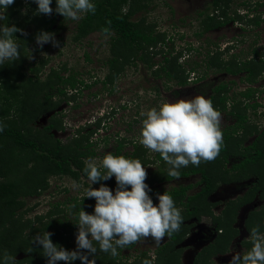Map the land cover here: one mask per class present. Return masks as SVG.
I'll use <instances>...</instances> for the list:
<instances>
[{
    "label": "trees",
    "instance_id": "1",
    "mask_svg": "<svg viewBox=\"0 0 264 264\" xmlns=\"http://www.w3.org/2000/svg\"><path fill=\"white\" fill-rule=\"evenodd\" d=\"M154 0H93L96 5L95 14L88 13L78 20L71 40L73 43H81L93 33H100L102 36H109V51L111 56L105 60L104 65L108 69L107 74L93 83H87L79 78V74L69 70L65 64L62 68H51L46 76H42L50 58L39 60L29 59L31 55L36 57L40 49L36 47L35 37L40 31L56 32L61 28L65 20L62 15L55 12L56 0H53L51 16L36 14L38 5L34 0H15V3L7 8L5 21H0V25L15 24L23 29L28 35L16 33V42L20 46V59L6 61L0 65V264H4V254L8 253L17 258L19 255H26L28 258L17 260L18 264L29 262L30 264H47V258L43 254L42 247L32 244V237L37 233L43 234L48 231L53 233L51 239L69 251H72V233L76 229L79 211L83 210L89 214L94 213L96 200L92 198L90 203L88 198H74L70 205L62 210V204H56L45 215H36L28 218L27 215L33 210L28 207L27 199L34 196H41L51 187V178L69 177L75 182H82V178L87 179L83 169L84 161L89 157L95 158L96 152L93 148L96 144L91 141L92 135L97 134L105 118H99L94 123L80 126L74 132L72 138L66 141L56 138L55 133L65 129L63 117L59 111L63 102L76 100L80 87L91 88L98 83L103 86H112L110 92L115 89L116 80L124 74L130 66H138L141 62L153 78L165 79L166 84L174 81L179 87L188 85L190 71H197L198 63H195L191 70H187L180 63L183 51L175 52L174 44L171 51L172 56L166 57L162 63L155 61L158 55L166 54L159 50V45H166V32H156V25L148 23L146 14L150 11V6ZM236 0H213V12H205L202 19V31L197 32V36H202L212 30L222 27L229 22L238 21L246 27L260 26L264 21V14L257 11L264 7L263 2H257L255 8L249 6L246 0L238 2L240 7L246 8L245 16L230 10ZM22 9H26L25 16H22ZM143 13L139 19L137 14ZM253 15V16H252ZM252 16V17H250ZM263 17V18H262ZM61 20V23H60ZM244 21V24H242ZM30 29V30H29ZM107 29V31H105ZM244 29V28H243ZM183 38V35L180 36ZM170 40L173 39L169 38ZM257 41L254 42L252 53L255 56L264 55V47L259 51ZM188 47V46H187ZM192 48H189L191 50ZM198 49V48H196ZM230 49L225 52H217L213 56L208 52L205 65L207 69L215 68L216 72L225 73L232 78L236 77L242 82L257 83L264 78V59L254 57L250 61H241L237 58V53L230 59H224L223 54L228 55ZM198 51V50H197ZM175 52V54H174ZM86 58L90 60L88 54ZM206 73L198 76V82L206 79ZM230 84L225 81L218 83L205 82L200 84L201 95L210 98L213 106L221 112V115L234 116L239 122V126L245 123V108L240 104L235 111L228 113L227 103L229 93L236 85V80L231 79ZM213 84V85H212ZM158 90V89H156ZM179 93V92H176ZM235 94V93H234ZM238 97H254V92H237ZM58 97V98H57ZM47 117L46 124L40 125L39 121ZM106 120V119H105ZM45 122V121H44ZM91 127H95L91 129ZM245 134L242 137H234L226 129L223 131L224 144L218 157L211 162H201L197 166L189 165L179 169L180 176L172 177L168 175L169 165L163 161L160 154L155 152L151 159L149 150L142 144L135 143L134 139L121 138L115 146L112 154L123 155L126 158L140 159L142 164H157L159 168L147 177L145 183L152 191L149 195L155 201L156 193L170 194L176 206L182 209L183 222L196 217H212L217 227V231L222 233L217 238L214 247L207 249L204 254L197 257L195 264H207L210 254L225 253L229 250L232 241L238 236V230L234 228L240 209L250 203L258 192L264 199V131L259 133L257 128L244 125ZM255 133L258 137L251 145L244 147L245 142ZM103 142L108 143V138ZM134 145L133 153L124 152L125 143ZM97 143V142H95ZM124 152V154L122 153ZM231 158H240L237 163L227 168ZM199 176L200 179L194 183L173 186L170 190L160 191L154 185L157 183H169L183 178ZM255 177L257 180L245 196L229 201L222 217H215L212 213L213 204L209 198L214 194L220 183L237 182ZM103 183L111 190H116L117 183L115 176L108 181L94 183L100 186ZM85 185L88 186L87 182ZM199 188L194 194L190 192ZM130 190V186H129ZM68 191V189H66ZM88 202V203H87ZM75 205V207H70ZM86 205V206H85ZM63 216H58V214ZM70 214L74 216V221L69 220ZM259 226L264 232V208L260 211H253L245 223L248 234L252 228ZM190 231L188 225L181 224L180 231L172 235L169 243L170 249L166 246L165 251L160 250L158 264H180L179 254L174 247ZM132 244L126 248L131 249ZM97 254L92 258L95 264H124L118 262L119 257H113L111 253L99 250V244L94 242ZM243 246L246 252L252 248L251 240L244 241ZM31 251L29 252V250ZM125 248H118L120 250ZM245 252V253H246ZM210 253V254H208ZM90 259V257H89ZM148 260L146 255L134 264H143ZM72 264H81L80 260Z\"/></svg>",
    "mask_w": 264,
    "mask_h": 264
},
{
    "label": "rangeland",
    "instance_id": "2",
    "mask_svg": "<svg viewBox=\"0 0 264 264\" xmlns=\"http://www.w3.org/2000/svg\"><path fill=\"white\" fill-rule=\"evenodd\" d=\"M27 2V0H25ZM206 0H154L150 6L149 13L146 14L148 23L157 24L156 32H166L167 41L166 45H159L158 49L166 52L164 55H158L155 59L157 63H162L166 57H170L173 53H167L171 51V47L174 44L175 52L183 51V56L180 59L187 70H191L195 63L199 64L197 71H190L188 85L184 87H179L174 81L166 84V80L153 78L150 71L141 63L138 62V66H130L126 69L124 74H122L115 82V89L110 92L112 86H103V84L98 83L97 85L91 86V88L80 87L77 94L76 100L72 102H63L59 111L63 117L65 129L61 132L55 133L56 138L66 141L72 138L74 132L78 127L92 124L97 119L102 116L103 118L111 115V117L105 118L103 120L101 129L98 130L97 134L92 135L91 141L96 144L93 148L96 152L97 163L102 160V158L108 154L112 153L115 146L117 145L115 139L117 137L126 138H138L140 140V133L142 129L143 119L146 118L142 113H146L151 108L159 107L165 102H175L179 99H192L197 95H201L202 89L199 87L200 84L205 82L218 83L225 81L230 84L231 79L236 80V84L239 85L237 78H232L227 76L225 73L216 72L215 68L207 69L205 62L207 60L208 52H215V48L218 47L219 43L222 44V49L226 42H229L232 38H237L243 42L240 44V48L243 51L240 53V60L244 61L245 57L251 54L254 42L257 41L258 44L264 42V21L260 26L249 27L246 25L242 31L239 30L241 22L230 23L223 30H215L204 34L200 41L196 37V33L202 31L203 26L201 21L203 17H200V13L205 10L204 2ZM241 0H236V2L231 7V14L237 11L238 14L245 16L244 7H240L238 2ZM250 3L249 6L257 2H263L264 0H246ZM209 4V2L207 3ZM22 16H25L26 9H22ZM257 13H264V7L260 8ZM143 13L137 14L139 19ZM253 16V15H252ZM250 16V17H252ZM263 18V17H262ZM77 21L65 20L61 25V28L57 29L55 27L56 39L60 42V47H53L51 43L45 44L43 49H40L36 44V47L40 49L33 60H39L42 58H50V62L46 66L42 76H46L51 68H62L65 64L69 70L74 71L79 74V78L87 83H93L95 80L103 78L107 74V68L104 65L105 60H107L111 54L109 51V36H102L100 33H93L87 37L81 43H73L71 36L75 30ZM61 23V20H60ZM30 30V29H29ZM183 35V38L180 36ZM169 38L173 39L170 40ZM202 47V49L194 52H185L188 48L187 46ZM239 49L237 50L238 52ZM41 52L46 53L42 55ZM174 52V54H175ZM90 57V60L86 58V55ZM187 54L190 57H187ZM224 59H230L232 56L223 54ZM206 75L204 81L198 82L194 81L196 78L201 77L203 74ZM191 81V82H190ZM213 85V84H212ZM234 91L237 88L234 85ZM243 87L241 86V89ZM158 89V90H156ZM179 92V93H176ZM233 93V92H231ZM58 98V97H57ZM225 119V114L222 116V122ZM40 125H45V122L41 119L39 121ZM95 127H91L94 129ZM108 138V143L103 142L104 139ZM253 140V138L251 139ZM97 142V143H95ZM140 143V142H139ZM129 150V149H127ZM148 154L151 159L154 158L155 152L149 151ZM240 158H231L227 164V168L231 167V164L236 163ZM148 175L152 174L159 168V163L155 165H145ZM200 177L197 175L192 177L188 181L181 182H171L166 184V189H170L172 186H176L180 183H196ZM82 182L78 183L73 181L69 177L56 178L52 177L50 182V189L46 191L41 196H34L27 199L28 207L33 208V210L27 215L28 218H34L36 215H45L47 212L56 204H62L61 209L65 210L70 203L68 201L78 198L83 199L86 197V191L89 188L98 189L100 186L95 184H90L88 180L82 178ZM87 182L88 186L85 185ZM250 182L246 183H220L216 193L210 197L211 202H218L221 200V205L218 209L220 211L225 202L236 199L244 194ZM68 189V191H66ZM199 190L198 187L193 189L190 194H194ZM113 194L115 190L112 189ZM87 198V197H86ZM88 202L92 198H88ZM87 202V203H88ZM264 205V200L257 199L251 204L243 207L240 210L237 217V222L235 228L239 230V237L232 244V253L228 256L231 259L232 255L239 252L243 254L245 249L241 246V242L249 238L245 230V221L249 212L254 209H259ZM86 206V205H85ZM58 216H63V214H58ZM69 220L74 221V216L70 214ZM206 227H212V220L210 218L203 219L202 222ZM78 233V227L73 231L71 244L74 248L76 247V235ZM201 244L195 246H187L185 248V254L182 264H192L194 260L195 253L202 247ZM154 241L151 238H147L145 241L139 242V251L144 252V250H153L155 247ZM189 250V251H188ZM127 259H133L136 253L129 252L125 250L122 254ZM28 256L19 255L16 259L22 260L26 259ZM24 264H30L25 262ZM40 264V263H35Z\"/></svg>",
    "mask_w": 264,
    "mask_h": 264
},
{
    "label": "clouds",
    "instance_id": "3",
    "mask_svg": "<svg viewBox=\"0 0 264 264\" xmlns=\"http://www.w3.org/2000/svg\"><path fill=\"white\" fill-rule=\"evenodd\" d=\"M34 2L38 5L36 14L52 15L53 0ZM14 3L15 0H0V21L8 19L5 13ZM95 11L93 0H56L55 12L65 19L77 21L88 13L95 14ZM18 32L28 35L15 24L0 25V65L20 59V46L14 39ZM35 41L40 49L48 43L60 47L54 32L40 31ZM34 58L31 55L29 59ZM142 115L146 118L142 122L139 142L146 149L160 154L170 166L169 176L178 178L180 168L190 164L198 167L201 162H211L221 152L224 144L222 115L210 98L197 95L192 99L165 102L159 109L153 107ZM0 131H3V126H0ZM84 163L83 171L91 185L115 176V194L103 183L98 189L91 187L86 191V197L94 198L96 204L93 214L83 208L79 211L78 222L75 223L78 227L75 250L69 251L54 244L51 239L53 233L48 231L32 237V244L42 247L47 264H58L60 261L72 264L76 260H80L81 264H95L94 259L89 260V256L97 254L94 242L99 244L100 251L110 252L116 257L119 255L118 248H126L147 238L159 246L165 236L171 237L180 231L182 209L176 206L167 192H157L159 203L154 204L149 195L152 189L145 183L148 173L140 159L108 153L99 163L92 157ZM249 238L253 245L251 250L244 254H233L229 264H264V232L260 231L259 226L254 227ZM150 255L152 260H145L143 264H153L155 253ZM3 259L4 264H18L16 258L8 253L4 254Z\"/></svg>",
    "mask_w": 264,
    "mask_h": 264
},
{
    "label": "flooded vegetation",
    "instance_id": "4",
    "mask_svg": "<svg viewBox=\"0 0 264 264\" xmlns=\"http://www.w3.org/2000/svg\"><path fill=\"white\" fill-rule=\"evenodd\" d=\"M212 1L213 0H206L204 2L205 10L200 13V17L204 18L205 17V12H207V11L213 12L214 6L212 5ZM208 2H209V4H207ZM262 14H264V13H262ZM234 22L238 23V21H232V22H229L228 24H226V25H224L222 27H219V28L215 29V30H223L230 23H234ZM243 28H245V26L240 24L239 30L242 31ZM215 30H212V31H215ZM212 31H210V32H212ZM202 36H196V37H198L199 38L198 40L200 41ZM242 42H243L242 40H238L237 38H234V39L232 38L229 42H226V45H224L223 49H222L223 45L219 43L218 44L219 46L215 48V52L212 51L211 54L214 56L215 53H217L219 51L220 52L221 51L225 52L227 49H230V50H228L229 51L228 55L229 56L230 55L234 56V54L237 53L238 54L237 58L240 60L239 56H240V53L243 50L239 49V48H240V44ZM261 46L264 47V42L262 44H258L259 51H261ZM189 48H192V49L189 50ZM196 48L197 47L189 45L188 48L185 50V52L189 53V52H194V51H197L199 49L200 50L202 49V47H200V48L198 47V49H196ZM238 49H239L240 52L237 51ZM187 57H190V56L187 54ZM254 57H256L257 59H264L263 58V54H262V56H261V54H260V56L259 55L255 56L251 52V54H249L247 57H245L244 61H250ZM234 78H236V77H234ZM197 80H198V78H196L194 81H197ZM238 81H239L240 84L239 85L236 84L235 87L237 88V90L240 88V90L237 91V92H246V91H250L251 90L252 92H254V97L253 96H251L250 98L249 97H241V96L238 97L236 95V92L234 91V88H233V90L231 91L233 93H229V98L230 99H229V101L227 103L228 113L231 112V111H235L236 110V106L238 104H240V106L242 108L246 107L245 108L246 120H245L244 124L242 123V125L239 126V122H238V120L236 118H234V116H227L225 114V119L223 120V122L221 124L222 130L228 129L235 138L236 137H242L245 134L244 125L245 126L249 125V126H252L254 128H257L259 130V133H262L264 131V78H261L257 83H249L247 81L243 83L242 80H239V79H238ZM241 86L243 87L242 89H241ZM258 135L259 134L255 133L254 135L250 136L249 139L245 142L244 147H247V146L251 145L252 142L258 137ZM121 138H126V136L125 137H117L115 139L117 145H118V142H119V140ZM252 138H253V140H251ZM130 139H134V138H130ZM127 140H128V138H127ZM134 140H135L134 144L135 143L140 144L138 142V138H135ZM127 149H129V150H127ZM123 151L124 152H129L130 154L133 153L135 151L134 145L131 144V143L126 142L125 145H124ZM124 152H122V153L124 154ZM149 165H155V164H149ZM231 166H232V164H231ZM151 175L152 174L148 175L147 177H151ZM189 179H191V178H189V177L188 178H183V180H175V181H172V182H177V181L178 182H181V181L183 182V181H188ZM249 180L252 181V182H250V184L247 187V189L244 192V194L242 196H240V197H237L236 199H239V198L245 196L247 193H249V190L254 185V182H256L257 179L255 177H251V178H249L247 180L233 182V183H241L242 184V183H246ZM169 183H171V182H169ZM166 184L167 183H159V184L156 183L154 186L157 187L160 191L170 190L173 187L172 186L170 189H166ZM214 194H212L211 196H213ZM236 199H231L229 201L236 200ZM257 199L264 200V199H262L260 197V192H258L257 195L255 196V198L250 203H248L247 205L251 204L253 201H255ZM209 200H210V198H209ZM221 200H223V199H221ZM221 200H219L218 202H216V201H212L211 202V200H210L211 204H213L212 213H213V215L215 217H222L223 212H224V210L226 208V205L229 202V201L225 202L224 203L225 206H223V208L220 211H218V209H219V207L221 205V202H220ZM158 203H159V201L156 198L155 201H154V204H158ZM247 205H245V206H247ZM245 206H243V207H245ZM243 207L241 209H243ZM263 208H264V205L261 206L259 209H254L253 211H255V210L260 211ZM253 211H251V212H253ZM251 212H249V214ZM249 214H248L246 219H248ZM206 218H210L212 220V227H206L202 223L203 219H206ZM246 221H245V223H246ZM183 224L184 225H188L190 227V231L181 240L180 243L175 245L174 250L176 251L177 254H179V256H180L179 257V259H180L179 261H180V264H182L181 260H183V257H184V254H185V248L187 246L188 247L189 246H195L197 244H201L202 243L203 244L202 247H200L199 250L194 255V260L192 261V264H195V261H196L198 256H200L201 254H204V252L207 249H211V250L213 249L211 247L212 246L214 247L215 243L217 242L218 236L220 235V233H222V230L217 231V227L214 224L212 217H202L201 220H198L196 217H193V218H191L189 220L184 221ZM234 228H235V225H234ZM235 229H237V228H235ZM245 230L247 232L246 227H245ZM247 234H248V232H247ZM248 236L250 237L249 234H248ZM238 237H239V230H238V236L232 241V243H231V245L229 247V250L227 252H225V253H216V254L208 253V254H210V257H209V259L207 261V264H229V261H230V259H229L230 256L229 255L233 251L232 250V244ZM172 239H173L172 236L171 237L165 236L163 238V240L161 241L159 246L155 245L154 246L155 248L153 250H144V252H141V253L138 250L139 249L138 248L139 247V242L135 243L134 247L131 248V249L125 248L123 250H120L119 255H118V257H119L118 262L124 263V264H134L138 260L142 259L143 255H146L148 260L151 261L152 260V256L150 255V253L154 252L156 259L153 261V264H158V259L160 258V250L165 251V249H166L165 247L166 246L170 249V246H168V245L172 241ZM248 240H250V238H248L246 240H243L241 242V246L245 249V252H246V248L243 246V243H244V241H248ZM71 247H72L71 248L72 250L76 249V247L74 248L73 244H71ZM125 250H128L129 252L133 251L134 253H136V255L133 256V259H127V258H125L122 255ZM89 257H90L89 260L93 259L92 256H89ZM40 264H44V263H40ZM58 264H65V262L64 261H60V262H58ZM200 264H203V260H202V262Z\"/></svg>",
    "mask_w": 264,
    "mask_h": 264
},
{
    "label": "water",
    "instance_id": "5",
    "mask_svg": "<svg viewBox=\"0 0 264 264\" xmlns=\"http://www.w3.org/2000/svg\"><path fill=\"white\" fill-rule=\"evenodd\" d=\"M46 118H47V117L43 118L42 120L45 121Z\"/></svg>",
    "mask_w": 264,
    "mask_h": 264
},
{
    "label": "built area",
    "instance_id": "6",
    "mask_svg": "<svg viewBox=\"0 0 264 264\" xmlns=\"http://www.w3.org/2000/svg\"><path fill=\"white\" fill-rule=\"evenodd\" d=\"M192 80V79H191Z\"/></svg>",
    "mask_w": 264,
    "mask_h": 264
}]
</instances>
